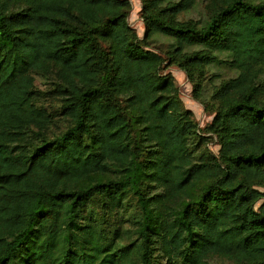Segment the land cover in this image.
<instances>
[{
    "label": "trees",
    "instance_id": "1",
    "mask_svg": "<svg viewBox=\"0 0 264 264\" xmlns=\"http://www.w3.org/2000/svg\"><path fill=\"white\" fill-rule=\"evenodd\" d=\"M193 3L0 0V264H264V0Z\"/></svg>",
    "mask_w": 264,
    "mask_h": 264
},
{
    "label": "rangeland",
    "instance_id": "2",
    "mask_svg": "<svg viewBox=\"0 0 264 264\" xmlns=\"http://www.w3.org/2000/svg\"><path fill=\"white\" fill-rule=\"evenodd\" d=\"M132 3V11L129 15L130 24L136 28L138 35L140 37V42L143 43V36L145 32V26L143 19L141 17V9H142V0H130ZM209 0H194V3L191 7L180 14V18L182 19H196L201 14L206 12L207 4ZM153 43L156 47L163 48L168 45V39L162 35H158L153 40ZM163 71H170L175 79L176 83L179 86L181 97L186 105V107L193 110L195 119L198 123L199 128L202 129L208 125L213 119L216 109V105L214 104V100L212 98V86L211 83L207 82V88L204 91V98L206 100L207 106L203 104L198 98L194 96L193 91V83L186 75L185 71H183L177 64H170L168 60H165L162 64ZM218 73H222L219 76H216L214 79L215 85L220 84L222 79H226L228 77H235L236 72L222 68L218 70ZM36 87L40 90L44 91V95L42 97V103L52 112L58 114L60 112L61 101L59 98L54 96L50 89L52 87V83L49 79L37 76L36 77ZM61 117L57 115V128H63L66 126L67 121L60 119ZM60 119V120H59ZM59 120V121H58ZM211 149L213 151H217L218 145L216 144V139L214 138L210 143ZM136 207L134 204H130L128 208L125 210V218L130 220L131 214H135ZM133 218L129 222H133ZM128 222V223H129ZM155 264H166L165 260L161 257L155 258Z\"/></svg>",
    "mask_w": 264,
    "mask_h": 264
}]
</instances>
